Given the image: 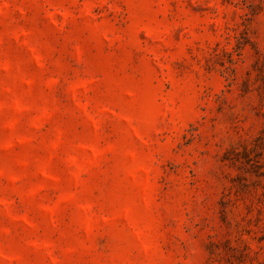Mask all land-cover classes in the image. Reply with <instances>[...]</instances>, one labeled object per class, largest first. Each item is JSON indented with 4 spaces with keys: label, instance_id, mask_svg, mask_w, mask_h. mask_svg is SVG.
<instances>
[{
    "label": "rangeland",
    "instance_id": "374dc122",
    "mask_svg": "<svg viewBox=\"0 0 264 264\" xmlns=\"http://www.w3.org/2000/svg\"><path fill=\"white\" fill-rule=\"evenodd\" d=\"M0 264H264V0H0Z\"/></svg>",
    "mask_w": 264,
    "mask_h": 264
}]
</instances>
